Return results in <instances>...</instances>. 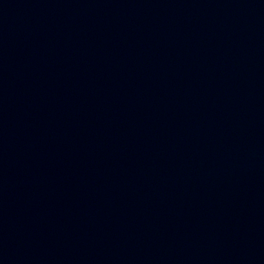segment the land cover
Instances as JSON below:
<instances>
[{"label":"water","instance_id":"95a60500","mask_svg":"<svg viewBox=\"0 0 264 264\" xmlns=\"http://www.w3.org/2000/svg\"><path fill=\"white\" fill-rule=\"evenodd\" d=\"M0 264H264V23L1 82Z\"/></svg>","mask_w":264,"mask_h":264}]
</instances>
